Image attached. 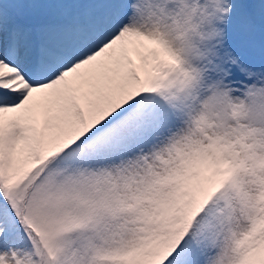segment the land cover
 Segmentation results:
<instances>
[{"label":"snow or ice","instance_id":"obj_1","mask_svg":"<svg viewBox=\"0 0 264 264\" xmlns=\"http://www.w3.org/2000/svg\"><path fill=\"white\" fill-rule=\"evenodd\" d=\"M0 264H264V0H0Z\"/></svg>","mask_w":264,"mask_h":264}]
</instances>
